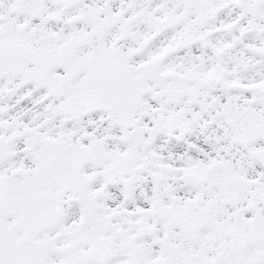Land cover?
I'll use <instances>...</instances> for the list:
<instances>
[{
    "label": "snow or ice",
    "instance_id": "obj_1",
    "mask_svg": "<svg viewBox=\"0 0 264 264\" xmlns=\"http://www.w3.org/2000/svg\"><path fill=\"white\" fill-rule=\"evenodd\" d=\"M0 264H264V0H0Z\"/></svg>",
    "mask_w": 264,
    "mask_h": 264
}]
</instances>
